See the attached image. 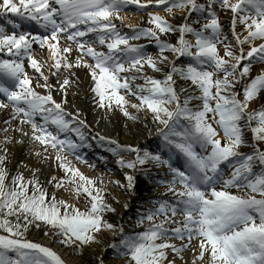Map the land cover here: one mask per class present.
<instances>
[{"label":"snow or ice","instance_id":"6c2138e0","mask_svg":"<svg viewBox=\"0 0 264 264\" xmlns=\"http://www.w3.org/2000/svg\"><path fill=\"white\" fill-rule=\"evenodd\" d=\"M0 21V264H67L32 230L73 255L111 232L125 264H264V0H0ZM93 146L120 179L80 170ZM138 182L163 191L126 231L109 201Z\"/></svg>","mask_w":264,"mask_h":264},{"label":"bare ground","instance_id":"6f19581e","mask_svg":"<svg viewBox=\"0 0 264 264\" xmlns=\"http://www.w3.org/2000/svg\"><path fill=\"white\" fill-rule=\"evenodd\" d=\"M161 15H164L166 18H168L167 15L163 12L161 13ZM175 16H176V19H180L181 13L176 12ZM147 19H148V17L146 15L140 16L139 14L129 13L128 17L124 23H125V25L132 23V24H137V25L143 24L144 26H148L146 24ZM222 19L224 20L225 23L228 22L226 17H222ZM0 23H2V21H0ZM117 23H119V22H117ZM123 31L128 32L129 28L125 26L123 28ZM141 42H143V41H141ZM151 49H155V48L152 46H149V50H151ZM221 51H222V46H221ZM37 58L43 59V57H40L39 55ZM260 67H264V66L255 67L253 70V75L257 74L260 71ZM149 74H151L150 70H149ZM57 99H59V97H57ZM69 99L74 100L78 106L85 108V110H86L85 115L87 117V120L90 123V125L93 128H95L96 125L93 123V114L91 113V111L88 110V101L83 96H79V97L69 96ZM262 104H264V101L257 100L256 102H254V107L259 108ZM7 118H8V116L6 114L0 112V126H3V121ZM120 119L123 120V117H120ZM142 119H143V117H142ZM144 122H146L150 126H152L150 120H146ZM104 123L106 125L107 132L110 133L114 138H117L121 143H133L134 144L138 141L142 145H147L151 141H153V139H154V137L148 136L147 130H145L144 136H143V138H141V136L138 135L134 130L130 134L127 131V129L124 128L123 123L119 124L117 126V130H115V131L113 130L112 124L108 123L107 121H105ZM129 124H131V122H129ZM140 127L141 128L143 127V123L140 124ZM152 127H154V126H152ZM221 135H222V133H221ZM251 135L252 134H251L250 130H248L247 138H248L249 142H251ZM0 139H2V136H0ZM92 143H93V145H95L94 141ZM152 146L154 147V144ZM10 148L13 152H15L16 158L20 159L21 147L19 145L15 146V147L10 145ZM244 149L250 150L248 148H244ZM88 150H92L93 152L94 151L101 152L103 154H109V153H106L102 148L95 147V146H93L91 149H88ZM24 155L26 158V152L24 153ZM109 156H110V154H109ZM79 168L82 172H84L86 175H88L90 177H96L97 175H99L101 173L105 174L104 172L106 171V169L110 168V169H114V171L117 172V176H119L118 179L121 178L120 169L115 165L112 158L108 163H105V162L99 163L98 169L96 171L95 170L93 171L92 169H89L88 167L87 168L79 167ZM45 171H47V169H45ZM25 175L28 176L29 173L25 172ZM116 177L115 178L110 177V178L116 179ZM41 179H43V177H41ZM142 180H143V178L141 177L140 181H142ZM162 191H163L162 188L159 189L158 191H153L151 185H149L147 183H143V182H138V188H137L138 196L136 198H129L127 196H122L118 192L113 190V195H115L119 199L120 203H119V205H117L114 200H111V203H113V206L117 207V212H118V214L112 215V217H111L112 221L116 222L118 224H123L125 226L126 230H131L130 227H131V225H133L135 213L137 212V205L140 202V199L143 198V200H147L149 197L157 196L159 194V192H162ZM64 195H65V197H67L68 194L64 193ZM129 200H130V207L128 209H125L123 205L126 201H129ZM29 239H32L34 241H38L42 244H48L49 246L53 247L54 250H56L58 253L61 254V256L64 259H66L67 264H99V258L100 257L103 258L104 264H125V261L123 259H117L115 254H114L113 249L108 247L109 243H117L118 239H119L117 236H114L111 232H106L104 234V236L101 237L103 244L94 245L91 248L85 249L81 255H77V256L71 254V250L62 249L60 247V245L49 244V241H47L43 238L42 232H37L36 230H32L29 233ZM188 255L190 256L191 254L189 253Z\"/></svg>","mask_w":264,"mask_h":264},{"label":"rangeland","instance_id":"374dc122","mask_svg":"<svg viewBox=\"0 0 264 264\" xmlns=\"http://www.w3.org/2000/svg\"><path fill=\"white\" fill-rule=\"evenodd\" d=\"M172 42H174V40H172ZM149 51H151V52H155V49H151V50H149ZM170 55V54H169ZM246 131H248V130H246ZM84 152L87 154V158L88 159H90V160H93V161H96L97 162V168L96 169H94L95 171L98 169V164L99 163H101L102 161H98L97 160V157H100V156H104V157H108V160H107V163L111 160V156H109V154H103V153H101V152H97V151H92V150H88V149H85L84 150ZM88 154H90V155H88ZM79 167H83V168H87V166L86 165H81V164H77ZM108 169H110V168H108ZM108 169H106V171L104 172L105 173V175L107 176V177H116L117 176V172L116 171H114V169H110L111 170V172H108ZM93 170V169H92ZM93 170V171H94ZM119 178V176H117L116 177V179H118ZM109 202H111V199H110V201ZM133 226H134V221H133V225H131V227H130V231H132L133 230ZM43 234V233H42ZM28 238H29V236H28ZM101 244H103V241L101 240ZM62 249H63V247L62 246H60ZM82 253H77V254H74V255H81Z\"/></svg>","mask_w":264,"mask_h":264}]
</instances>
